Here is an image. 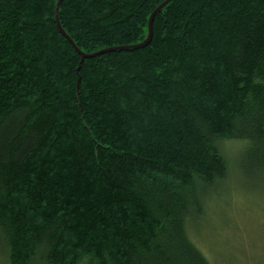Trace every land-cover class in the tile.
Here are the masks:
<instances>
[{"label": "trees", "instance_id": "16d2710c", "mask_svg": "<svg viewBox=\"0 0 264 264\" xmlns=\"http://www.w3.org/2000/svg\"><path fill=\"white\" fill-rule=\"evenodd\" d=\"M164 1L63 0L77 48L59 0H0L9 264H212L189 225L222 140L264 171V0H171L130 47Z\"/></svg>", "mask_w": 264, "mask_h": 264}, {"label": "rangeland", "instance_id": "374dc122", "mask_svg": "<svg viewBox=\"0 0 264 264\" xmlns=\"http://www.w3.org/2000/svg\"><path fill=\"white\" fill-rule=\"evenodd\" d=\"M221 144L231 172L210 191L204 214L189 225L190 237L212 264H264V171L247 161L251 141ZM4 250L0 235V264H9Z\"/></svg>", "mask_w": 264, "mask_h": 264}, {"label": "water", "instance_id": "95a60500", "mask_svg": "<svg viewBox=\"0 0 264 264\" xmlns=\"http://www.w3.org/2000/svg\"><path fill=\"white\" fill-rule=\"evenodd\" d=\"M171 0H165L162 4H160L155 10L154 12L152 13L151 15V18H150V31H149V36L148 38L141 42V43H138V44H135L133 46H130L132 48H137V47H142V46H145L147 44H149L153 38V33H154V27H153V23H154V19H155V16L157 15V13L162 10V8L168 4ZM63 0H59L58 4H57V18H56V21H57V24L59 26V28L61 29V31L63 32V34L68 37L70 39V41L76 46V43H74L73 39L68 35V33L65 31V29L63 28V26L61 25V22H60V17H59V11H60V8H61V4H62ZM77 47V46H76ZM78 48V47H77ZM118 47H108V48H105V49H102V50H99L97 52H94V53H89V54H84V56L86 57H92V56H96L98 54H101L103 52H106V51H110V50H114V49H117Z\"/></svg>", "mask_w": 264, "mask_h": 264}, {"label": "bare ground", "instance_id": "6f19581e", "mask_svg": "<svg viewBox=\"0 0 264 264\" xmlns=\"http://www.w3.org/2000/svg\"><path fill=\"white\" fill-rule=\"evenodd\" d=\"M156 17V16H155ZM151 18V17H150ZM155 20V19H154ZM154 24V23H153ZM99 55V54H98Z\"/></svg>", "mask_w": 264, "mask_h": 264}]
</instances>
